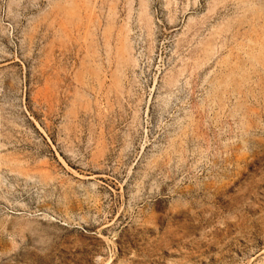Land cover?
Returning a JSON list of instances; mask_svg holds the SVG:
<instances>
[{
	"label": "rangeland",
	"instance_id": "374dc122",
	"mask_svg": "<svg viewBox=\"0 0 264 264\" xmlns=\"http://www.w3.org/2000/svg\"><path fill=\"white\" fill-rule=\"evenodd\" d=\"M0 264H264V0H0Z\"/></svg>",
	"mask_w": 264,
	"mask_h": 264
}]
</instances>
